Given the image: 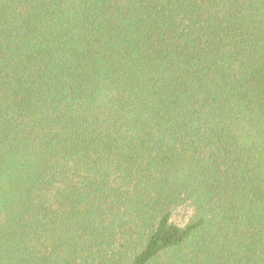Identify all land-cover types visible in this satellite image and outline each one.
I'll return each mask as SVG.
<instances>
[{"label":"trees","instance_id":"1","mask_svg":"<svg viewBox=\"0 0 264 264\" xmlns=\"http://www.w3.org/2000/svg\"><path fill=\"white\" fill-rule=\"evenodd\" d=\"M0 264H264V0H0Z\"/></svg>","mask_w":264,"mask_h":264}]
</instances>
